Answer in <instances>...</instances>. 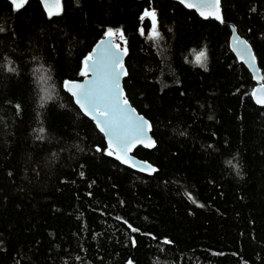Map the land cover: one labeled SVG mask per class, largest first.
I'll return each instance as SVG.
<instances>
[{"label": "trees", "instance_id": "obj_1", "mask_svg": "<svg viewBox=\"0 0 264 264\" xmlns=\"http://www.w3.org/2000/svg\"><path fill=\"white\" fill-rule=\"evenodd\" d=\"M220 4L223 23L175 0H0V264H264V105L230 46L233 25L264 75V0ZM109 29L153 174L64 88Z\"/></svg>", "mask_w": 264, "mask_h": 264}, {"label": "snow or ice", "instance_id": "obj_2", "mask_svg": "<svg viewBox=\"0 0 264 264\" xmlns=\"http://www.w3.org/2000/svg\"><path fill=\"white\" fill-rule=\"evenodd\" d=\"M11 2L19 10L27 3V0H11ZM59 3L60 0H55L56 5H59ZM215 3L218 4L219 0H215ZM44 4L46 7H49V0H44ZM53 14L58 13L49 11V15ZM144 15L152 18L154 35L158 36L159 33L155 32V12L146 11ZM216 18L222 19L218 15ZM108 34L111 36L114 33L109 29ZM236 43L243 45V51L240 53L243 59L244 55L248 53V46L245 41H240L239 39L236 40ZM203 56L204 53H201L197 57L198 63H203L201 59ZM253 60L254 56L249 54L248 63L250 67H254ZM89 61H92L91 65H89ZM84 63L86 70L82 74L87 75V69L91 68L95 78L87 84L65 82V87H68V84L72 83L73 88L76 89L73 92V95L76 97V103L79 104L85 114L91 116L96 121L100 130L105 132L109 137L110 146L115 142L120 146L118 151L122 149L127 153L137 141L143 143L144 139H148L147 130L151 125L143 117L135 116V110L130 108L127 98L123 95L120 79L122 75H127V71L120 60V55L118 52L105 49L98 59L90 55L85 59ZM9 70L14 71V69ZM69 90L71 91V89ZM46 98L50 97L46 96ZM258 102L264 103V99ZM154 144L155 142L153 141L149 146H154ZM108 154L112 155L113 153L109 151ZM118 159L123 158L118 157ZM123 162L130 163L129 159H123ZM131 166L136 167L137 165L132 163ZM142 170L155 171L151 165H147ZM132 230L136 231V229ZM164 243L171 244L172 242L165 240ZM129 264H131V261H129Z\"/></svg>", "mask_w": 264, "mask_h": 264}, {"label": "water", "instance_id": "obj_3", "mask_svg": "<svg viewBox=\"0 0 264 264\" xmlns=\"http://www.w3.org/2000/svg\"><path fill=\"white\" fill-rule=\"evenodd\" d=\"M28 1L29 0H27V2ZM175 1L180 2L182 5H184L185 7L189 8V9L195 10L200 15V17H203L205 19L213 18L219 22H222V23L224 22V17L222 16L223 15L222 4H220L221 0H219L218 4L215 3V0H175ZM41 2L45 8V11L49 14V11H51L53 13H59L61 11V8H62L63 0H60L59 5L55 4V0H49V7L45 6L44 0H41ZM217 15L220 16L222 19H217L216 18ZM231 27H232L231 29L233 30L231 38H230L231 49L234 52V55H236V57L238 58V60L243 62L245 64V66L251 71L253 78H254L253 80H255L257 82V85H256L254 91L252 92V93H255V95H253L255 102L257 104H259L260 106L264 105V103L258 102L259 100L264 99V79H262V77H264V75L262 74V72L258 66V61H257V58L254 54V50H253L251 44L246 41L247 39L246 38L244 39V37L240 36L239 33L237 32V30L234 29L235 27L233 25ZM237 39H239L240 41H245L247 46H248V53H246L244 55L243 59L241 58V55H240L241 51H243V45L237 44L236 43ZM105 49H109L112 52H118L119 53L120 60L122 61L123 66L126 69L127 74H128L127 66L125 64V59L127 57L128 51H127V49L121 47V45H119L115 41L114 35L110 36L108 34L107 36L101 38L94 45V47H92V50L87 57H89L91 55V56L98 59L101 56V54L105 51ZM249 54L251 56H254V60L252 61L254 67L249 66V63H248ZM91 64H92V61H89V65H91ZM84 70H86L85 67H84ZM87 71H88V74L85 75L83 79L71 80V81L69 80L66 82L87 84L88 82H90L91 80H93L95 78L94 72L92 71L91 68L87 69ZM126 76L127 75L121 76L120 86L122 88L123 95L127 98L126 91H125V88L123 86L124 85V79L126 78ZM72 83L68 84V87H65V85H64V88L67 90V92H69L73 96V98H74L73 101H75V103H76V97L73 95V92L76 91V89L73 88ZM69 89H71V91ZM127 100L129 102L130 108L135 110V113H134L135 116L143 117V119L146 120L150 124L151 121L144 114H141L139 111H137L136 107L133 106V104L131 103V101L128 98H127ZM77 105L79 106V104H77ZM79 108H80V106H79ZM82 113H84L83 110H82ZM85 115L88 116L87 114H85ZM88 117L95 123L94 125L97 126V128L100 130V127L97 125L96 121L91 116H88ZM150 125H151V127L147 130L148 139H144L143 143H140L139 141H137L135 143V145L131 147V150L128 151L127 153H125L122 149L118 151V148H120V146L117 145L115 142L110 146L109 145V137L105 134V132H102L101 130H100V132L105 136V139H106V142L108 144L109 149L111 151H113L114 156L119 161V163H122V164H124V165H126L132 169L138 170L142 173H146L149 175V174H153L156 171L157 167L154 166L153 164L135 156L134 155V151H135L134 149H136L139 146H143L146 148H154L156 146V140H155L154 136H152L153 135L152 134V124H150ZM153 141L155 142L154 146H149L152 144ZM118 157H122L123 159H129L130 163H124L123 159H118ZM132 163H135L137 166L132 167L131 166ZM147 165H151V167L154 168L155 171L142 170Z\"/></svg>", "mask_w": 264, "mask_h": 264}, {"label": "bare ground", "instance_id": "obj_4", "mask_svg": "<svg viewBox=\"0 0 264 264\" xmlns=\"http://www.w3.org/2000/svg\"><path fill=\"white\" fill-rule=\"evenodd\" d=\"M126 61V60H125ZM263 74V73H262Z\"/></svg>", "mask_w": 264, "mask_h": 264}]
</instances>
